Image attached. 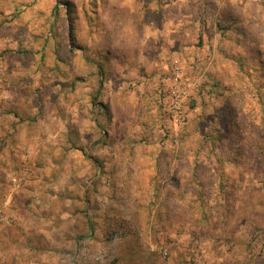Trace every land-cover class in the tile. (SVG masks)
Segmentation results:
<instances>
[{
    "label": "rangeland",
    "instance_id": "rangeland-1",
    "mask_svg": "<svg viewBox=\"0 0 264 264\" xmlns=\"http://www.w3.org/2000/svg\"><path fill=\"white\" fill-rule=\"evenodd\" d=\"M207 1L0 0V160L53 189L17 264H264V4Z\"/></svg>",
    "mask_w": 264,
    "mask_h": 264
},
{
    "label": "crops",
    "instance_id": "crops-1",
    "mask_svg": "<svg viewBox=\"0 0 264 264\" xmlns=\"http://www.w3.org/2000/svg\"><path fill=\"white\" fill-rule=\"evenodd\" d=\"M218 2L219 5L217 4ZM263 4L264 1L262 0L207 1V5L212 8V11L218 10V14L220 15L218 20L227 23L226 25L228 27L234 25L238 21L241 22L238 15L229 13L233 11V8L239 11L240 8L244 10V8L248 7V11H251L249 6H252V10H255L257 6ZM239 14L240 16L243 15L241 13ZM254 14H256L255 11ZM210 22L212 23L213 20L209 19V25ZM228 29L225 30L226 32L223 34L218 32L216 28L214 29L211 25V33L207 32L208 37L214 39L220 37V42L217 43L214 41L211 46H214L215 51H217L216 48H219L220 50H218L221 54L240 51H236L234 48L235 46L240 47L241 45L233 43L231 39H238L242 35H240V32L238 33V31L234 32L231 30L229 32ZM173 30H175V26H173ZM177 33L182 34L179 30ZM144 34L149 38L169 36L165 31L157 33L147 31V33ZM175 36L182 38V36L178 34H175ZM27 122L30 123L29 120H27ZM80 130L82 133L84 132V134H86L83 127H81ZM15 133L12 137L9 136L12 133L8 134L9 137L0 144V149L18 151L17 148H19V146L27 149L26 147L30 144L28 142L31 141V139L33 142L38 143L35 135L33 137L31 136L33 135L31 127L23 125ZM17 139H20V142L17 141ZM81 140L82 139H80V141ZM0 162V264H17L24 260L22 252L32 250L34 253V248L39 245L37 242L38 238H44V241L49 240L48 242H51L49 235L52 227H47L49 226L47 223L48 220L45 218L40 219L39 215H42L43 213L46 214L50 211V197H52L50 193L52 192L51 190H53L50 181L52 180L44 173L37 171V168L35 170V166L34 168H29L30 173L23 174L22 169L20 168H23L24 166V164L22 166L23 161L20 163L19 160L15 159L12 161L0 160ZM32 165H36L35 161ZM18 169L19 172L17 173L16 171H18ZM12 170L13 172L10 173L9 171Z\"/></svg>",
    "mask_w": 264,
    "mask_h": 264
},
{
    "label": "built area",
    "instance_id": "built-area-1",
    "mask_svg": "<svg viewBox=\"0 0 264 264\" xmlns=\"http://www.w3.org/2000/svg\"><path fill=\"white\" fill-rule=\"evenodd\" d=\"M174 75L176 77H174L175 82L177 83L179 81V70H174ZM175 88L172 90V96H174L175 101L179 104H181V108H184V106L186 105V102L188 100V91L186 89H183V87L179 86L178 84H175ZM177 108V107H176ZM177 120H181L182 116L178 115L176 117Z\"/></svg>",
    "mask_w": 264,
    "mask_h": 264
}]
</instances>
